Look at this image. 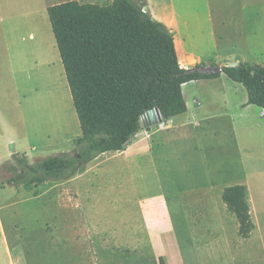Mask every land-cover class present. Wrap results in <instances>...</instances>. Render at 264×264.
I'll use <instances>...</instances> for the list:
<instances>
[{
    "label": "crops",
    "instance_id": "0c3cea01",
    "mask_svg": "<svg viewBox=\"0 0 264 264\" xmlns=\"http://www.w3.org/2000/svg\"><path fill=\"white\" fill-rule=\"evenodd\" d=\"M64 1L69 0H0V164L9 162L14 153H24L34 160L43 158L44 151H39L43 148L42 143H55V139L61 138L60 129L63 131L65 120L59 87L63 85L68 93L70 89L47 9ZM77 1L84 3L90 0ZM145 9L173 33L183 68L222 67L229 63L264 66V0H146ZM183 55L185 59L181 62ZM47 73L53 82L46 79ZM223 74L186 82L182 90L187 83L219 80ZM242 92V89L235 88L230 93L213 94L211 96L216 99L205 107L202 98L197 96L194 99L192 96L191 106L183 92L187 110L161 121L156 128L144 130L148 138L141 135L132 145L134 149L138 148V152H127L128 143L122 151L103 153L114 157L118 165L110 167L106 159L105 177L123 174L120 162L125 164L138 156L153 157L163 152L164 158L171 162V171L180 175L181 180L175 184L174 191H204L230 185L245 187L252 223V230L247 234L240 233L238 225L234 229L225 225L224 215L229 208L225 201L208 199L201 202L203 209L217 207L222 219L216 252L212 255L206 252L201 264H264V109L255 104L246 105L248 96ZM237 93L242 95L239 101L235 99ZM17 107L20 116L16 121ZM30 112L40 116L34 125L28 119ZM222 116L244 128H220L218 121ZM179 117L180 120L174 122V118ZM231 131L238 137L244 131L245 148L240 149L238 145H233L232 149L228 147L226 138ZM79 135H72L69 141L73 143ZM182 141L189 143V149L177 147ZM240 152L242 157L237 156ZM197 157L200 158L199 170L177 174L180 170L178 162ZM97 159L99 157L90 163ZM87 172L86 168L71 179L51 183L73 181ZM45 184L31 189L22 186L0 188H11L15 193L25 189L30 195L24 200L26 202L41 199V194L34 193H38ZM190 205L178 207L196 208ZM11 207L0 204V264H17L11 243L16 225L11 213L15 215L16 211L9 212ZM3 210H6L5 215ZM178 214L170 213L169 219L173 221ZM184 219L188 220V217ZM207 225L213 227L214 223ZM15 239L18 241V236ZM174 239H177V233Z\"/></svg>",
    "mask_w": 264,
    "mask_h": 264
},
{
    "label": "rangeland",
    "instance_id": "374dc122",
    "mask_svg": "<svg viewBox=\"0 0 264 264\" xmlns=\"http://www.w3.org/2000/svg\"><path fill=\"white\" fill-rule=\"evenodd\" d=\"M89 2L104 4L110 1ZM184 59V55L180 57L181 62ZM47 74L46 79L53 82L51 75ZM235 88L242 89L244 96H247L241 83H235L223 74L219 80L187 83L183 92L191 106L192 96L193 99L197 96L202 98L205 107L209 101L216 99L211 95L230 93ZM59 93L65 127L63 131L60 129L61 138L55 139V143H42L43 148H39V151H44L43 156L72 149L75 139L72 143L69 141L70 137L80 133L71 93L63 85L59 87ZM241 98V93H237L235 99L239 101ZM19 102L17 98V106ZM231 104L232 102L229 105ZM19 110L17 107L16 121L20 116ZM27 115L33 125L40 117L35 112ZM174 120L178 122L180 117ZM161 121L163 120L147 123L140 120V129L131 137L127 152H138V148L134 149L132 145L141 135L148 138L144 130L147 127L156 128ZM218 124L220 128L227 130L244 128L223 116ZM233 132H229L230 136L226 138L228 147L232 149L233 145H238L240 149L245 148L244 131L239 137L233 136ZM177 147L189 149L190 146L182 141ZM237 156L242 157L243 153L240 152ZM106 159L109 160L110 167L118 166L111 155H100L97 161L87 165L89 172L85 176L65 183L49 182L38 193H34L42 195L41 199L34 201H24L30 197L25 189L15 193L11 188H0V204L12 206L8 209L9 212L16 211L15 215L11 213L16 222L11 243L17 264H159L160 256L166 264H201L206 252L211 255L216 252L218 228L222 220L217 207L213 210L203 209L201 202L208 199L228 201L237 206L236 212L246 216V190L243 192L242 188L238 189L235 185L204 191H174L175 184H179L181 180L180 175L171 171V162L164 158L163 152L153 157L138 156L125 164L120 162L123 174L116 176L105 177ZM178 163L180 170L177 174H188L200 168L199 157ZM2 164L0 180L8 175ZM0 187H4L1 182ZM190 204L196 208H179L191 206ZM5 213L6 210H3L4 215ZM170 213L179 214L171 221ZM234 215L232 208L226 210L225 225L231 229L238 225L239 230L243 227L245 232L249 231L247 221L242 223ZM185 216L188 220L184 219ZM206 222L214 223V228ZM176 233L177 239H174Z\"/></svg>",
    "mask_w": 264,
    "mask_h": 264
},
{
    "label": "trees",
    "instance_id": "16d2710c",
    "mask_svg": "<svg viewBox=\"0 0 264 264\" xmlns=\"http://www.w3.org/2000/svg\"><path fill=\"white\" fill-rule=\"evenodd\" d=\"M145 5L146 0L104 4L69 0L48 7L80 135L72 149L34 162L24 153H14L2 164L8 173L0 180L3 186L31 189L68 180L84 172L101 154L126 149L146 111L157 107L166 121L187 110L182 85L189 81L216 78L223 72L245 88L246 105L264 109L263 65H224L209 73L199 71V66L183 68L173 33ZM244 199L247 217L235 211V204L225 202L252 230L247 193ZM250 230L241 227L240 233ZM159 264H166L162 256Z\"/></svg>",
    "mask_w": 264,
    "mask_h": 264
},
{
    "label": "water",
    "instance_id": "95a60500",
    "mask_svg": "<svg viewBox=\"0 0 264 264\" xmlns=\"http://www.w3.org/2000/svg\"><path fill=\"white\" fill-rule=\"evenodd\" d=\"M228 65L229 66H235V65H237V63H229ZM191 69H193V68H191ZM198 69H199V71L204 72V73L211 72V71L215 72V71L221 70V66L218 65V66H214L212 68H210V67H199ZM151 114H152V117H149ZM161 119H162V116L160 114V111L157 107H155L153 109L146 111L142 115L140 120L147 121V123H155Z\"/></svg>",
    "mask_w": 264,
    "mask_h": 264
}]
</instances>
